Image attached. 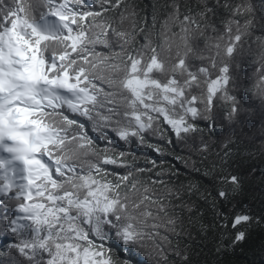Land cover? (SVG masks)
Instances as JSON below:
<instances>
[{"label":"snow or ice","instance_id":"6c2138e0","mask_svg":"<svg viewBox=\"0 0 264 264\" xmlns=\"http://www.w3.org/2000/svg\"><path fill=\"white\" fill-rule=\"evenodd\" d=\"M157 7L149 23L130 0H0L7 264H191L180 170L136 149L199 171L205 132L264 119V8L226 0L225 18L211 0ZM257 55V91L246 94ZM229 155L226 145L210 195L214 225L235 246L264 214L231 204L243 182Z\"/></svg>","mask_w":264,"mask_h":264},{"label":"trees","instance_id":"16d2710c","mask_svg":"<svg viewBox=\"0 0 264 264\" xmlns=\"http://www.w3.org/2000/svg\"><path fill=\"white\" fill-rule=\"evenodd\" d=\"M130 2L135 4L141 21L147 19L151 23L154 6L162 7L170 0H130ZM195 2L196 0H193V3ZM225 2L226 0H211L213 5H217L218 12L227 18L228 14L223 7ZM240 2L241 0H234V3ZM252 3L257 11L264 8V0H252ZM260 35L261 29L257 19L253 40ZM138 40L142 38L138 37ZM253 47L255 49L256 45L254 44ZM258 59L257 55L245 64L247 83L243 90L246 94L248 89H251L252 93L257 91L255 85L260 68ZM204 123L205 121L202 120L201 127ZM213 132L211 136L208 132L204 133L210 150L203 155L195 153L192 155V160L195 161L199 171L190 166L185 167L172 155L166 154L161 158L148 148L137 147L136 150L141 156H148L158 161L165 159L168 167L180 170V182L186 189L185 200L192 206L191 214L187 209L183 213L186 231L180 237V245L182 248L187 247L191 264H264V223H256L254 220L251 226L245 229L246 239L231 246L227 237H222L221 232L214 225L216 209L213 207V196L210 195L214 191L213 176L221 171L222 157L227 145V150L230 152L227 158V170L240 175L243 182L241 190L234 197H230L231 204L249 211L253 216L264 214V119H261L257 113L247 116L242 124L229 125L225 122L221 126L218 122ZM149 140L152 143L160 142L158 136H149ZM187 151L188 149L182 146H177L175 149L177 154H185ZM192 160L189 161V165ZM138 163L143 165L144 162L140 160ZM189 186H191L190 192L187 191ZM11 213V208L0 205V220ZM201 225H204V228ZM12 241L13 237L10 234L0 231V264H7L11 259L6 255V251ZM173 243H176L175 239Z\"/></svg>","mask_w":264,"mask_h":264}]
</instances>
